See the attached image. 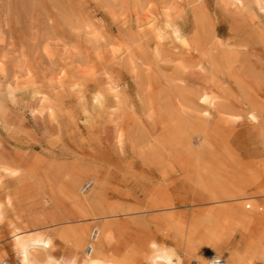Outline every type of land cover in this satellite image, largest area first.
<instances>
[{
  "label": "rangeland",
  "instance_id": "rangeland-1",
  "mask_svg": "<svg viewBox=\"0 0 264 264\" xmlns=\"http://www.w3.org/2000/svg\"><path fill=\"white\" fill-rule=\"evenodd\" d=\"M232 6L231 0H0L4 158L23 167L34 159L38 180L49 170H71L79 189L86 182L92 188L97 178L106 201L119 210L109 220L124 240L155 241L180 253L184 264L197 262L177 225L187 228L193 218L201 221L240 203H248V211L253 204L259 211L255 218L264 220L263 183L250 184L245 193L250 198L244 201H196L204 195L196 188L194 170L202 180L225 187L232 176L247 182L264 176V157L250 151L260 139L259 129L239 113L236 88L224 93L232 96L224 122L212 115L205 121L209 107L199 99L207 84L200 72L203 61L190 43L196 32L203 48L215 38L236 45L234 73L262 96L264 126V12L251 0H245L244 9ZM192 17L208 22L204 19L205 27L197 30ZM172 28L189 46L176 39ZM181 134L187 138L180 139ZM0 181L5 190L15 186L12 179ZM150 200L172 202L173 208H150ZM47 207L4 210L0 262L18 264L13 235L30 232L26 222L46 214ZM200 226L195 224L196 241L202 238ZM56 245L54 253L66 256Z\"/></svg>",
  "mask_w": 264,
  "mask_h": 264
},
{
  "label": "bare ground",
  "instance_id": "bare-ground-1",
  "mask_svg": "<svg viewBox=\"0 0 264 264\" xmlns=\"http://www.w3.org/2000/svg\"><path fill=\"white\" fill-rule=\"evenodd\" d=\"M231 1L237 8L240 7L244 9L245 0ZM251 1L255 2L258 9L264 12V0ZM191 9L190 11L194 12L195 9ZM196 10L198 11L197 7ZM233 10L237 13V9ZM170 11L173 13L172 10ZM240 14L243 15L242 13ZM200 15L204 14L200 13ZM241 15L239 17H241ZM233 17H235V15ZM167 19L169 20V18ZM204 19L205 18H193L194 28L196 27L197 30L202 28L200 26L203 24L202 21ZM237 20L236 22H240L239 24L241 25V21H239V19ZM248 20L250 21L251 19ZM245 21L247 20L244 19V22ZM253 23L252 21L250 24ZM259 23L257 24L258 27L260 25ZM246 25L245 23V27ZM171 26L173 27V25ZM254 28L251 29V33H256ZM172 30L178 41L180 40V42L185 45L189 44V40L181 36L176 28H172ZM231 30L232 32L238 33V31H233V28H231ZM203 33L205 32L203 31ZM240 33L242 34L243 32L240 30ZM196 34L197 32L194 33L190 43H192V49L199 53L203 61L204 66L201 68L202 70H200V72L202 74H200L207 84V86L203 87L205 89L201 90L199 93V99L209 107L208 115L207 117L203 116V119L208 121L212 115V117H217L223 120V122L226 121L227 118L223 117V112L231 106L229 104L231 103L230 99L232 96H229L231 98L223 96L231 87L236 88L238 91L237 94H239V98H235L237 99L236 104H239L241 108L239 113L243 112L242 114L245 116L246 120L259 129L260 139L256 146L250 150L252 151L251 155L259 158L264 157V126L260 123L263 100L261 98L262 96L260 97L259 95L260 93L258 94L254 88L243 83L239 76L234 73L233 62L238 52L236 45L229 40L224 41L220 38H215L208 48H203ZM254 37H252L255 39V41H253L256 42V38ZM210 41L208 42L210 43ZM245 41L247 42V40ZM192 66L195 68V63ZM196 69L198 68L196 67ZM200 74L195 76L199 77ZM199 81L203 82L201 78H199L198 82ZM200 84L202 83L200 82ZM228 93H230V91ZM235 99H233L234 102H236ZM181 112L183 113L182 110L180 114ZM231 112H233V110L230 111V113ZM2 115L3 113L1 116ZM179 138L185 139L187 136L181 134ZM202 145L204 149L210 152V147L207 146L206 142L202 143ZM151 148L153 147H149V149ZM4 154L0 151V180L3 178L12 179L15 182H13L15 186L12 190H5L0 181V196L4 199L2 202L0 201V218L1 216L3 218L2 214L4 210L8 208L25 209L27 206L29 207L33 204H39L41 207H45V203L49 206L47 207L48 212L46 214L34 216V218L26 222L25 228H32L30 232H23L25 235L15 232L16 234L13 235L14 251L18 259V264H184L185 261L180 253L172 251L155 241L124 240L122 238V233H120L116 225L109 220L114 217L119 210L113 208L112 205L106 201L101 193V184L97 178L94 177L92 179V184L94 183L93 187L83 192L82 187L80 189L78 188L80 182L79 178L71 170L64 173H61L60 170H49L45 173V178L43 180H38L33 168L34 159L30 160V163L23 167V164L21 165V163L19 164L9 160L10 158L7 161L8 157L5 159L4 157H6V154ZM7 154L9 155L10 153ZM32 158L35 157L33 156ZM158 160L157 164H159ZM157 164L155 166H157ZM167 167L168 166H166V168ZM194 171V183L196 188L204 195L203 198H198L196 200L199 202L211 201L220 203L225 200L228 202L244 201L250 198L245 195L246 188L250 186V184H264V176L262 179L255 176L250 179L249 182L243 177L232 176L229 184L230 187H225L212 182L210 179L202 180V176L200 177L199 173L196 170ZM4 181L3 183H5ZM261 193L264 194V190L261 191ZM36 195L38 198L34 199ZM195 203L196 202H194V204ZM247 204L240 203L237 206L228 205L221 207V210L217 214L207 215L202 218L201 221L197 218H193L187 228L176 226L181 230L178 235L184 238V241L187 242L185 244L189 245L188 252L190 256L194 257L197 264H208L209 260L212 258H221L224 264H264V220L260 221L256 219L254 214L258 211L257 207L251 204V207L248 206V209L251 208V210L248 211L246 207ZM171 205L172 202L153 200L149 202L150 208L170 207ZM154 211L155 209L153 212ZM179 221L181 223L183 220ZM86 222H90L91 225ZM15 224L18 225L17 223ZM195 224L201 225L200 234L202 238L198 241H196L198 236L194 237ZM90 226L93 227L89 232ZM18 228L14 230L18 231ZM185 230L186 232H184ZM57 242H59L63 250L65 249V251H67L66 256H57L54 253ZM87 248H89V250Z\"/></svg>",
  "mask_w": 264,
  "mask_h": 264
},
{
  "label": "built area",
  "instance_id": "built-area-1",
  "mask_svg": "<svg viewBox=\"0 0 264 264\" xmlns=\"http://www.w3.org/2000/svg\"><path fill=\"white\" fill-rule=\"evenodd\" d=\"M91 184L89 182H86L82 186V191L86 192L90 188ZM89 250V248H87ZM0 264H12L8 260H3L0 262ZM208 264H224V261L221 258H212L209 260Z\"/></svg>",
  "mask_w": 264,
  "mask_h": 264
}]
</instances>
